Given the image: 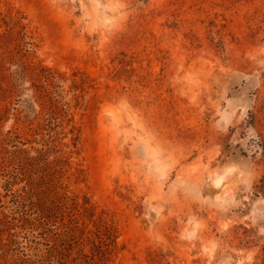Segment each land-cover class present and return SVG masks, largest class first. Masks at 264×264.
Wrapping results in <instances>:
<instances>
[{
	"label": "rangeland",
	"instance_id": "obj_1",
	"mask_svg": "<svg viewBox=\"0 0 264 264\" xmlns=\"http://www.w3.org/2000/svg\"><path fill=\"white\" fill-rule=\"evenodd\" d=\"M0 264H264V0H0Z\"/></svg>",
	"mask_w": 264,
	"mask_h": 264
},
{
	"label": "trees",
	"instance_id": "obj_2",
	"mask_svg": "<svg viewBox=\"0 0 264 264\" xmlns=\"http://www.w3.org/2000/svg\"><path fill=\"white\" fill-rule=\"evenodd\" d=\"M54 77H55V75L46 76L47 80H52V78H54ZM74 139H76V138L74 137ZM32 187L33 186L31 185L27 189L24 188V190H23L24 193L19 194V199L17 200V204L19 207L21 206L23 208V211H25L24 213H26V210L28 208L27 206L31 205L32 209L36 212V214L39 216V219H40L41 217H45L47 213H46V210L44 211V209L41 207L40 203L38 202L39 200L34 197L35 190ZM28 200H31L30 204L27 203ZM25 218H27V217H25ZM26 221H28V220H26ZM106 228H108V226H106ZM109 233H111L110 230H109Z\"/></svg>",
	"mask_w": 264,
	"mask_h": 264
}]
</instances>
